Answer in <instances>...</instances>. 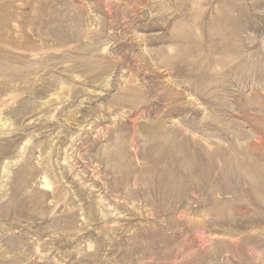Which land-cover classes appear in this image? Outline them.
Here are the masks:
<instances>
[{
    "label": "rangeland",
    "instance_id": "obj_1",
    "mask_svg": "<svg viewBox=\"0 0 264 264\" xmlns=\"http://www.w3.org/2000/svg\"><path fill=\"white\" fill-rule=\"evenodd\" d=\"M0 264H264V0H0Z\"/></svg>",
    "mask_w": 264,
    "mask_h": 264
},
{
    "label": "bare ground",
    "instance_id": "obj_2",
    "mask_svg": "<svg viewBox=\"0 0 264 264\" xmlns=\"http://www.w3.org/2000/svg\"><path fill=\"white\" fill-rule=\"evenodd\" d=\"M47 179V178H46ZM46 184V183H45ZM47 185V184H46ZM47 187V186H46Z\"/></svg>",
    "mask_w": 264,
    "mask_h": 264
}]
</instances>
